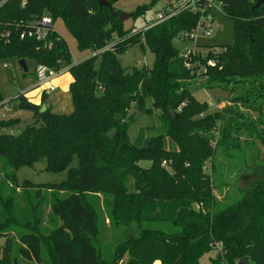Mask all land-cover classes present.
I'll use <instances>...</instances> for the list:
<instances>
[{
  "label": "trees",
  "instance_id": "trees-1",
  "mask_svg": "<svg viewBox=\"0 0 264 264\" xmlns=\"http://www.w3.org/2000/svg\"><path fill=\"white\" fill-rule=\"evenodd\" d=\"M257 1L223 0V13L233 24V43L207 53L205 59L194 57V63L203 67L199 76H206L204 87L226 92L240 88L230 100L257 112L252 119L238 107L206 113L208 104L189 90L188 82L196 75L187 69L173 40L195 25V15L181 13L126 37L132 27L124 28L118 14L100 8L97 0H0V60L29 59L55 70L67 68L73 105L69 114L50 109L33 113L34 123L17 135L7 130L18 119L0 121V237L5 239L0 264H11L9 237L33 202L24 188L35 189L33 198L39 207L49 206L50 214L61 221L45 237L31 229L30 220L22 224L30 229L18 234L17 255L27 262L199 264L217 242L227 264L242 258L246 264H264V175L239 189L230 202L221 203L214 195L215 190L222 192L224 183L214 166L216 150H239L232 132L264 147V0L253 8ZM147 10L138 7L132 16H144ZM43 15L54 23L61 19L77 49L93 55L73 63L67 44L56 32L50 36V47L19 39V28ZM8 31L10 37L2 38ZM141 36L154 62L150 69L129 71L120 65L119 56ZM113 37L125 41L95 53ZM17 99L18 106L25 108L24 97ZM131 110L136 114L159 110L165 134L150 138L144 147L133 145L128 135L135 115H129ZM217 125L221 140L212 147ZM258 151L251 157V167L259 163L264 168ZM74 158L78 166L69 167ZM40 159L45 160L47 172L67 170V180L19 185L17 170ZM141 161L150 166L140 167ZM206 162L208 174L203 170ZM108 229L113 233L111 243L105 241Z\"/></svg>",
  "mask_w": 264,
  "mask_h": 264
},
{
  "label": "rangeland",
  "instance_id": "rangeland-1",
  "mask_svg": "<svg viewBox=\"0 0 264 264\" xmlns=\"http://www.w3.org/2000/svg\"><path fill=\"white\" fill-rule=\"evenodd\" d=\"M110 2L111 0H107ZM153 0H117L112 5V10L119 14L120 12L124 13H133L138 7H148V10L145 12L144 16L134 17L123 22L124 28L135 27L136 29H141L144 25L145 20L148 21L152 14L158 11L164 4L165 0H157L156 3L151 6ZM116 10V11H115ZM119 11V12H118ZM214 28L210 37L203 38L199 37L197 40V44L192 42H184L182 39H179L177 35L173 40V45L179 52V56L186 51H190L191 58L188 61L187 69L190 70L191 73L195 71L193 65L191 63L195 62L194 57L200 56L202 59H205L207 53L209 52H220L222 47L225 45H231L233 43V24L232 21L229 20L224 13L215 12L214 14ZM55 31L61 36V38L67 44L71 60L73 63L81 62L82 60L90 57L91 51H82L80 52L77 49L76 41L71 33L65 27L63 21L58 19L54 25ZM129 33V32H128ZM115 35V34H113ZM127 37V36H126ZM112 40L110 41V43ZM107 47V46H106ZM105 48V47H104ZM103 48V49H104ZM103 49L96 51L95 53L101 52ZM94 53V54H95ZM193 57V58H192ZM26 66L28 68V72L25 74L19 65L18 59H5L0 60V94L3 99V105L0 106V121L1 120H9V119H18L19 122L9 128L7 131H22L27 126L34 123L33 112L26 108H20L18 106V96L24 97L26 103H31L28 101L26 97H33L38 95L40 90L45 92L50 96L48 91V86L43 85L36 87V79L34 77L33 71L35 68V63L32 60H24ZM120 65L128 69L136 68L137 70H146L152 67L154 62V56L151 54V51L146 46L143 37H140L138 43H135L132 47L127 49V51L119 56ZM212 62V61H210ZM98 64V59L96 60V65ZM7 65L8 67H3ZM64 76L51 84L57 88V82L60 84L66 83V79L71 78L70 73L65 71L62 73ZM195 80L188 82V88L194 94L196 99L200 102H206L208 104V108L206 113H212L216 111H224L226 109H236L238 107V111L245 114L247 117L252 119L257 118V112H248L242 105L236 106L231 102V98L235 95L239 94L242 90L240 88H236L233 92H226V90L215 88L213 90H208L204 87L206 76H198L195 74ZM41 92V93H42ZM253 94V93H252ZM258 94V93H257ZM26 96V97H25ZM251 96V95H250ZM249 96V97H250ZM69 97V95H68ZM67 97V104H70L69 109L64 111L62 114H69L73 110V105L71 99ZM40 107L41 105H36ZM146 107H151V103L148 101ZM134 112L129 111V115H132ZM133 121L129 123V140L134 145L138 147H143L146 145L147 140L153 137H157L165 134V128L162 126L159 116V110H153L151 114H143V113H134ZM231 117V115H228ZM234 117V116H232ZM215 128L217 130H213L214 139L212 141V147L215 146V143L221 140V128L217 125ZM232 136L235 142L238 143V149L232 150L228 149L225 152L217 149L214 156V166L216 171L218 172L220 179L225 183H222L221 193L217 190L214 191L215 197L223 203L224 201L230 202L235 199V193L241 189L243 186L247 185L251 181L255 179H261L264 175V168L259 163H257L254 167H251L253 164L251 162V157L255 155V151L259 149V161L264 164V147L260 145L258 140L253 142L252 139H248L249 142L245 141L246 137L244 135L235 134L232 132ZM171 147V146H170ZM243 156L246 157V161L244 162ZM256 163V162H255ZM259 164V166H258ZM46 162L44 159H40L37 161L32 167H21L16 172V179L19 185H22L25 181H29L33 184H58L67 180L68 171L64 170L60 173H51L45 171ZM78 166V160L76 158L70 163L69 167L76 168ZM139 166L142 168H148L150 166V162L141 161L139 162ZM167 168L166 166H164ZM205 173L210 172V163L206 162L203 168ZM169 172H171L168 169ZM129 182L131 180L129 179ZM27 196L33 199L31 203L30 211L26 217L23 218V223L17 227V230L11 235L10 247H11V264H34L32 262H27L22 260L17 255V247L20 246L18 242V234L26 229H30L29 227L22 225L26 221L30 220L33 224L31 229H35L42 237L47 236L51 230L61 224V221L58 218L53 217L50 214L49 206L43 204L39 207L38 199L33 198V190H26L24 188ZM24 190L20 192H24ZM130 191H133V188H129ZM43 193V192H42ZM49 197V196H48ZM234 197V198H233ZM233 198V199H232ZM50 199V197H49ZM20 205L22 203L20 202ZM40 219L39 222H35L36 219ZM112 232L107 231L105 241H112ZM4 238L0 237V247L4 245ZM215 250H212L208 253H205L199 260V264H217L214 260L218 256H220L218 260V264H227L221 258V243H215ZM218 251V252H217ZM15 261L13 257H15ZM218 259V257H217ZM122 264V262H121Z\"/></svg>",
  "mask_w": 264,
  "mask_h": 264
},
{
  "label": "built area",
  "instance_id": "built-area-1",
  "mask_svg": "<svg viewBox=\"0 0 264 264\" xmlns=\"http://www.w3.org/2000/svg\"><path fill=\"white\" fill-rule=\"evenodd\" d=\"M223 4V0H165V4L158 11L152 14L148 21L145 20L141 29L132 27L127 37L133 36L137 33H143L144 31L176 17L181 13H190L197 17L195 25L188 31L180 32L178 36L179 39H182L184 42L197 44L199 37L208 38L211 36L215 22L214 14L215 12L223 14ZM54 24L55 23L52 21L50 16L43 15L34 20L31 24L19 28L17 35L21 40H33L36 43H41L44 47H50L52 45L50 36L56 32L54 30ZM1 37L6 39L9 38L10 32H6ZM123 41H125V39L113 37L112 42L102 51L108 50L111 45L121 43ZM180 57L184 59L187 67L188 61L191 58L190 51L182 53ZM191 64L195 69L193 73L198 76L204 71L202 66H199L194 62ZM209 64L212 65L213 63L209 62ZM3 67L8 66L4 65ZM65 71H67V68L55 70L45 65L37 64L35 65L33 74L36 79L35 82L38 86L47 85L48 91L53 92L56 88L51 84L52 81ZM162 166H164V164H162ZM235 264H239V261H236Z\"/></svg>",
  "mask_w": 264,
  "mask_h": 264
},
{
  "label": "crops",
  "instance_id": "crops-1",
  "mask_svg": "<svg viewBox=\"0 0 264 264\" xmlns=\"http://www.w3.org/2000/svg\"><path fill=\"white\" fill-rule=\"evenodd\" d=\"M54 30H55V28H54ZM63 76L64 75L61 74L60 77L62 78ZM60 77L59 76L56 77L52 82L54 83ZM66 80H67L66 83H63L65 81H63L60 84L57 82V88L55 89V91L48 93V94H50V96L47 95L45 92H42V89H41L40 92L38 93V95H36V97L35 96H33V97H28V96L26 97L25 96V97H26V99L28 101H31V103L34 104V105H45L47 109L51 110V112L57 113V114H62V113H64V111L69 109V106H70V104H67V97L69 95L68 98H70V94L68 92V88H69L70 83L72 82V77L71 78L68 77ZM35 86L39 87L37 84ZM43 97H44V99H43ZM154 264H159V262H155Z\"/></svg>",
  "mask_w": 264,
  "mask_h": 264
},
{
  "label": "water",
  "instance_id": "water-1",
  "mask_svg": "<svg viewBox=\"0 0 264 264\" xmlns=\"http://www.w3.org/2000/svg\"><path fill=\"white\" fill-rule=\"evenodd\" d=\"M97 3L100 8L104 7L112 11V6L107 0H97ZM261 3H262V0L257 1L255 5L253 6V8H257ZM112 14L113 16L116 15L113 11H112ZM131 16H132V13L120 12L117 16V19L119 23H123L124 21L130 19ZM19 65L24 73L28 72V68L24 60H19ZM25 108L30 110L33 113L38 112L40 114L44 113L47 109L45 105H41L40 107H38L30 103L25 104ZM173 114H175L174 116H176V113H173ZM17 134H18V131H12V135H17ZM239 264H246V259L245 258L240 259Z\"/></svg>",
  "mask_w": 264,
  "mask_h": 264
}]
</instances>
